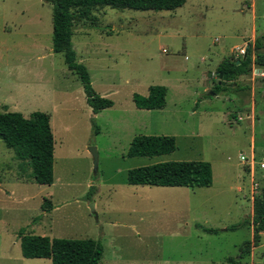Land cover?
I'll list each match as a JSON object with an SVG mask.
<instances>
[{"label": "rangeland", "instance_id": "1", "mask_svg": "<svg viewBox=\"0 0 264 264\" xmlns=\"http://www.w3.org/2000/svg\"><path fill=\"white\" fill-rule=\"evenodd\" d=\"M90 14L74 21L70 41L92 89L112 102L95 113L61 54L52 52L51 5L0 0V111L45 112L53 136L47 185L29 178V167L0 141V264H50L21 256L20 229L97 239L98 264H226L251 238V200L264 185L257 165L264 162V69L252 65L240 75L232 87L244 89L225 81L224 90L204 95L220 79L218 62L244 54L252 23L255 36L264 30V0H184L158 11L102 6ZM149 85L166 87L163 108L133 105L131 95H145ZM138 134L173 136L175 148L128 157ZM251 153L252 170L238 157ZM166 160L207 161L210 186L125 182L127 169ZM43 199L49 211L41 209ZM243 261L264 264V232Z\"/></svg>", "mask_w": 264, "mask_h": 264}, {"label": "trees", "instance_id": "2", "mask_svg": "<svg viewBox=\"0 0 264 264\" xmlns=\"http://www.w3.org/2000/svg\"><path fill=\"white\" fill-rule=\"evenodd\" d=\"M51 5V48L60 53L63 62L79 80L85 103L95 113L112 105L109 98L98 95L91 87L88 71L75 58L70 37L73 23L89 18L94 7L108 6L115 9L173 10L184 0H44ZM91 17V16H90ZM254 55L253 57L251 55ZM238 61V63H236ZM264 69V31L247 42L244 54L234 59H222L215 67L216 74H226V81L232 87L240 75L248 74L251 66ZM264 80V76L262 78ZM236 85V84H235ZM233 88V87H232ZM225 89L224 85L213 86V93ZM240 90L244 87L235 86ZM166 87L149 85L145 95L133 93L131 100L137 109H161L165 103ZM204 96H210L205 94ZM199 100L196 101L195 105ZM94 133L96 126L91 122ZM0 141L11 150L14 159L26 164L28 177L35 183H52L53 136L49 127V116L42 111H32L27 117L17 111H0ZM175 148L174 137L170 135H134L126 150L128 157H151L167 154ZM125 182L129 185L208 187L211 184V169L203 160H166L126 170ZM49 211V202L43 199L40 205ZM251 238L243 241L234 257H226V264H245L250 248L256 246L264 232V185L258 188L251 200ZM245 223V222H244ZM230 225L226 229H235ZM206 232L211 228L198 226ZM20 254L24 258L49 259L50 264H98L101 243L93 238H60L46 235L17 233Z\"/></svg>", "mask_w": 264, "mask_h": 264}, {"label": "water", "instance_id": "3", "mask_svg": "<svg viewBox=\"0 0 264 264\" xmlns=\"http://www.w3.org/2000/svg\"><path fill=\"white\" fill-rule=\"evenodd\" d=\"M246 47H247V44L245 45V48ZM236 63H238V61H236ZM217 76L220 79L217 82H215L213 84V86L216 85V84L226 85V86L229 85V83L225 82L226 81V74L225 73H223V74H217ZM210 94L213 95L214 94L213 91H211ZM87 150H88V152H89V154L91 156L92 171L94 173L96 171V166H97V153H96V149H95V147L90 146V147L87 148ZM89 210H90V212H94L92 203L89 204Z\"/></svg>", "mask_w": 264, "mask_h": 264}, {"label": "built area", "instance_id": "4", "mask_svg": "<svg viewBox=\"0 0 264 264\" xmlns=\"http://www.w3.org/2000/svg\"><path fill=\"white\" fill-rule=\"evenodd\" d=\"M238 157H239V159L242 162H246V164L248 165V168L250 170H252L253 163H254L253 154L252 153L248 157H245L244 155H239ZM257 165H258L259 168H263L264 167V162L259 161Z\"/></svg>", "mask_w": 264, "mask_h": 264}, {"label": "crops", "instance_id": "5", "mask_svg": "<svg viewBox=\"0 0 264 264\" xmlns=\"http://www.w3.org/2000/svg\"><path fill=\"white\" fill-rule=\"evenodd\" d=\"M253 20H254V17H253ZM264 31V30H263ZM262 30L260 31V33H262L263 32ZM259 33V34H260ZM258 34V35H259ZM250 35H252V37H247L246 38V42H252V40H253V38L255 37V25L252 23V25H251V30H250ZM257 36V35H256ZM246 42H244V44L246 43ZM209 95H211L210 93H208ZM214 95V94H213ZM204 99H202V100H200V102L201 101H203ZM129 185V184H128ZM148 186V185H147ZM163 187H170V186H163ZM172 187H179V186H172ZM187 188H189V187H187ZM194 188H198V187H194Z\"/></svg>", "mask_w": 264, "mask_h": 264}]
</instances>
